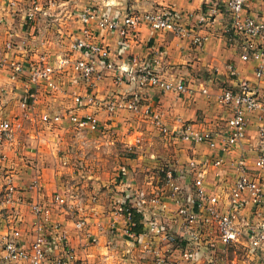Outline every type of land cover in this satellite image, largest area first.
Returning <instances> with one entry per match:
<instances>
[{
    "label": "built area",
    "instance_id": "1",
    "mask_svg": "<svg viewBox=\"0 0 264 264\" xmlns=\"http://www.w3.org/2000/svg\"><path fill=\"white\" fill-rule=\"evenodd\" d=\"M66 1V5H58L55 0H30L25 20L32 23L40 19L48 20L52 10L62 6L70 12L68 3H71L85 35V38L75 39L70 45V51L77 53L78 57L60 58L57 66L47 63L44 56L38 63L23 65L9 63L0 57V74L4 69H10L12 75L22 78L27 104L20 116L28 120L29 124L36 126L39 121L45 125L67 122L78 135L103 134V123L91 115H78L74 110L68 115H40L35 111L39 93L43 90L40 91V87L47 85L54 88L52 79L56 69L58 72L64 67H70L87 89H94L98 82L107 77L112 78V85L116 89L131 87L128 93H118L113 98L96 103L108 116L120 110L130 113L142 111L146 116L149 109L143 110L141 102L146 99L143 93L150 89L193 96L194 91L189 90L186 84L161 80L153 63V66H141L133 62L137 68L117 65L110 49L91 37L103 31L122 40L119 44L123 46L124 41L133 39L139 29L146 26L155 32H168L202 50L208 40L207 35L196 34L189 26L181 25L180 19L173 14L127 12L112 15V7H118V3L113 0ZM249 1L227 0L223 5L213 3L208 6L207 17H201L199 23L210 22L209 17L213 18L221 10L227 15L224 32L232 43H238L239 59L244 63H254V83L239 78L229 67V74L235 80L232 87L230 85L215 95H211L206 88L199 91L207 99L214 97L217 105L227 112L223 130L218 133L199 131L188 122L178 119V125L171 134L189 145L204 143L214 151L220 145V153H215L210 162L211 166L218 168L225 163L221 154L234 153L241 142L248 138L246 132L250 118L255 116L258 122L255 137L257 145L252 150L255 158L252 162L245 158L246 155L229 159L228 165L235 173V178L226 193L225 209H221L219 198L207 194L203 173L194 178L189 189L194 198L191 206L189 195L183 193L179 184V172L175 176L166 172L164 186L151 192L132 188L130 184L134 176L131 177L132 182L125 184L127 195L117 205L124 227L121 232L112 228L110 233L117 235L119 232L129 247H136L140 251L141 259L146 261L150 257L151 261H146L148 264H173L170 257L178 250L179 261L186 264H201L202 258H206L207 264H229L230 252L234 247L242 248L247 254L264 253V17L257 18L246 13ZM10 48V44L6 45V49ZM72 95L78 107L84 106V99L87 104L95 102L90 93L84 97L77 93ZM152 118L161 133L171 132L158 116ZM17 129L12 121L3 117L0 109V264H75L77 259L74 249L69 246L66 233L59 223L52 220L48 210V203L42 193L41 175L35 170L29 175V181L24 183L10 165L6 151L15 145ZM197 166L193 161L189 164L190 170L195 173ZM163 197L174 205L169 209L173 215L171 223L160 216L166 207ZM51 198L52 205L61 207L68 204V197L56 194ZM133 211L140 215L139 224L143 227L140 233L132 230L136 225L131 221ZM22 212H27L32 219L27 231L21 227ZM86 225V221L80 219L74 224L76 230H82Z\"/></svg>",
    "mask_w": 264,
    "mask_h": 264
},
{
    "label": "crops",
    "instance_id": "2",
    "mask_svg": "<svg viewBox=\"0 0 264 264\" xmlns=\"http://www.w3.org/2000/svg\"><path fill=\"white\" fill-rule=\"evenodd\" d=\"M55 1L58 5H66L67 3L66 0ZM113 1L118 3V7H112L110 11L112 15H123L127 12L136 14L153 12L173 14L180 19L181 25L189 26L196 34L208 36V40L202 50L191 46L188 41L178 39L168 32H155L146 26H142L133 39L130 38L124 41L125 43L123 46L119 44V42L122 43V40H119L115 35L103 31L91 37L92 40L110 49L113 60L117 65L137 68V66H134L133 62L141 66H151L153 63L155 71L161 80L169 83L181 82L186 84L189 90L194 91L193 96L190 97L187 93L178 95L162 92L160 89L146 90L145 93H143L146 99L141 103L143 110L148 108L149 113L146 116L142 111H140V113L147 121V127L161 134L159 128L152 122V117L158 116L160 122L171 131L162 135L166 138L176 140L177 138L171 133L178 125V119L188 122L199 131H212L218 133L223 130L227 112L217 105L214 97L207 99L205 96L201 95L199 92L200 89L206 88L211 95H215L220 93L221 90L229 88L230 85L232 87V82L235 80L229 74V67L238 74L239 78L247 79L252 83L255 81L253 76L254 63H244L239 59L238 43H232L229 36L224 32L228 20L227 15H224L221 10V13H217L213 18L209 17L210 22L203 24L199 23L201 17H207L206 12L209 10V5L213 3L223 5L227 0ZM29 4L30 0H0V57L9 61V63L16 62L23 65V63L29 64L30 62L33 64L35 62L38 63V60L44 56L47 63L55 66H57V62L60 58L67 57L75 59L78 57L77 53L70 51V45L75 39L85 38L83 26L76 20L77 11L73 12L75 13V28L71 30V25L67 19L74 16L72 15L73 13L67 12L68 9L64 10L65 7L62 6L53 9L51 12L52 16L48 20L40 19L32 23L25 20V11ZM68 4H70V9H74L71 3ZM246 6L245 11L247 14L257 18L264 17L263 0H250ZM64 18H66V20H63ZM62 22H65V24H62ZM9 44L11 48L6 49V45ZM58 72L61 74L57 73L56 69V73L52 79L54 88H49L47 85L40 87V91L41 89L43 90L39 93V101L35 107V111L37 113L39 112L36 109L40 101L46 98L55 103H51V107H48L47 111L42 113L56 115L60 112L64 115H68L74 110L78 115H91L103 123L105 132L108 126L105 120L109 116L106 112L101 111L96 103L101 100L110 99L111 97L113 98L117 96L118 93H128L131 87L128 86L116 89L112 85V78L107 77L104 81L98 82L94 89H87L86 85H84L73 73L70 67H64V69ZM67 73L72 74V78L66 82V85H68L67 88L71 91L63 95L65 98H56L57 86H59L60 80H65L67 78ZM21 79L20 77L12 75L10 69H8V71L4 69L0 74L1 113L5 119L12 121L15 126L18 127V135L20 130L19 123L16 124V122H18L16 117L20 116L27 104L25 101L26 93L23 90ZM72 91H77V94L83 97L86 93H90L94 97L95 102L93 104H87V100L84 99V106L78 107L74 102ZM48 93L51 95L43 97ZM18 102H21V104L19 105ZM59 104H62L63 107H60L61 105ZM42 113L38 114L41 115ZM257 125L258 122L256 117L252 116L246 132L248 138L246 137V139L241 142L238 148L234 150V153L221 154L225 163L218 168L211 166L210 162L211 157H215V153H220V145L219 147L217 146L216 149L218 150L216 151L212 150L204 143L191 146L194 152L193 158L189 159L176 170V173H181L179 176V184H181L183 188V193L189 195V202H191L189 206L193 204L192 201L194 200L189 191L192 181L196 176L203 173L207 194L219 198L221 201L220 203H222L221 209L226 208V193L230 184L233 182V178H235V173L228 165L229 159L240 156L245 157L244 155H246L245 158L247 160L251 159L250 161H253L252 159L255 158V153L252 150H254V146L257 145L255 140ZM28 126L29 129L35 131L33 132V137L36 140L35 145H30L32 138L27 141H20L17 139L15 145H11L6 151L10 159V165L19 173L24 183L29 181V175L34 173L35 170L42 175L39 171L38 164L40 157H37L36 151V148L40 147L39 142H42V136L40 135L41 127L38 129V124L33 126L29 123L27 127ZM43 126L47 129H52L51 132H53V129H57V127H59L58 129H62V127H60L61 124L58 123H52L50 125H45L43 123ZM63 126V129L65 128L66 130H71V132L73 131L69 123L65 122ZM99 135L101 134L93 136L97 137ZM191 161L198 164L195 170L196 173L192 172L189 168ZM47 171L51 173L47 178L51 181L50 189L52 192L50 193L49 199H47L50 189H48L47 192L46 187L49 188V183L46 184L44 182L42 183V193L45 197V201L48 203V210L51 213L52 220L61 225L66 233L69 246L74 249L78 261H76L77 264H148L145 260L141 259L140 254L138 255L136 252L132 251L134 247H127L126 239L119 234L124 227V221H114L112 218L109 220L105 218V220H100L99 225H96L95 223L97 221L99 222V219H94L93 215H89L88 219L87 216H85L80 220L86 219L90 222L88 223L91 224L89 225L90 228L86 229V225L84 229L76 230L74 224L81 217L75 220L72 217V213H79L77 203H68L67 206L61 207L52 205V195L58 194L63 198H67V195L63 191L57 189L59 187L55 182L58 180L57 171L52 170V168L51 170L47 169ZM151 177L152 175H145V178L148 180L146 181L147 186H142L143 189H140L135 184H130V186H132V188L135 187L134 189L153 191L157 189V187L151 189L149 185L151 183V180H149ZM159 186L163 187V184L161 185L160 182ZM121 187L125 188L126 186L122 184ZM125 195H127V193ZM163 199L166 207L164 211H161L160 216L162 220L171 223L170 218L173 215H171L169 209L173 208L174 205L169 203L167 198L163 197ZM119 202H122L121 199H119L118 203ZM99 206L101 205L97 207ZM245 214L246 213H244V215ZM24 215L29 214L24 213ZM24 215L22 216L23 221L21 227L24 231H27L29 230L32 219L30 216L27 217ZM246 217H248V214ZM112 228L119 231L117 235L110 233V229ZM236 250L242 251V248L234 247L230 253L232 254L234 252L233 254H235ZM245 256L253 260L254 264H264V253L261 255L245 253ZM170 260L173 264H186L179 261V250L171 255Z\"/></svg>",
    "mask_w": 264,
    "mask_h": 264
},
{
    "label": "rangeland",
    "instance_id": "3",
    "mask_svg": "<svg viewBox=\"0 0 264 264\" xmlns=\"http://www.w3.org/2000/svg\"><path fill=\"white\" fill-rule=\"evenodd\" d=\"M70 13H73V9L70 10ZM72 15L74 17L67 19L71 25V30L75 28V13ZM71 76L70 73L65 80H60L56 90V98H65L63 95L71 91L66 85V82L72 78ZM71 93H77V91ZM49 95L51 94L48 93L43 97ZM18 103L21 104V102ZM51 103L54 104L55 102L43 98L36 110L39 111L38 113L45 112L48 107H51ZM59 105L63 107L62 104ZM115 113V115L106 118L105 122L108 124L106 131L97 137L78 135L75 131L72 133L71 130L65 128L64 130V123L60 126L62 129L57 127V129H53V132H51L52 129L43 126V121L38 123V129L41 127L42 142H39L40 147H37L36 151L37 157H40L38 164L39 171L43 175H41L42 183H49V188L46 187L48 192L51 181L47 177L51 173L47 169L51 170L52 168V170L57 171L58 180L55 181L59 186L57 189L67 195L68 203H77L79 213H72L75 220H78L79 217H81L79 219H83L85 216L88 219L89 215H93L94 219H99V222L95 223L96 225H99L100 220H105V218L122 221L117 205L119 199L124 201L128 188H122L121 185L130 184L132 182L130 178L133 177V174L132 185L135 184L143 189L142 186H147L146 181L148 180L145 175H152L149 179L151 180L149 185L151 189H155V187L159 189L160 182L164 186L163 177L166 172L175 176L176 170L193 158L192 145L178 139L166 138L162 135L163 133L159 134L156 130L150 129L141 113H130L125 110ZM58 114L62 115L63 113L58 112ZM16 118L18 121L16 124L19 123L20 130L16 139L27 141L32 138L30 145L34 146L36 140L33 137V132L35 131L29 129V126L27 127L29 121L24 120L22 116ZM168 190L170 193V187ZM51 192L50 189L47 199H49ZM98 205L101 206L97 207ZM24 213L27 212H22L23 215ZM24 216L29 217V215ZM86 223V229H89L91 224H88L90 223L88 221ZM132 251L140 254L136 247ZM233 253H230L229 264H254L253 260L245 256L244 251L236 250L235 254ZM146 261H151V258H146ZM200 263L207 264L206 258H202Z\"/></svg>",
    "mask_w": 264,
    "mask_h": 264
},
{
    "label": "trees",
    "instance_id": "4",
    "mask_svg": "<svg viewBox=\"0 0 264 264\" xmlns=\"http://www.w3.org/2000/svg\"><path fill=\"white\" fill-rule=\"evenodd\" d=\"M139 220H140V215L133 211L131 216V221L136 225L132 230L136 233L142 232L143 229L142 225L139 224Z\"/></svg>",
    "mask_w": 264,
    "mask_h": 264
}]
</instances>
